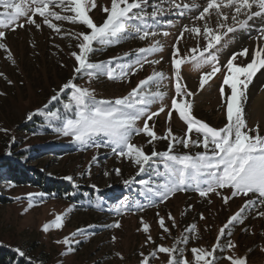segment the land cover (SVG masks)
Listing matches in <instances>:
<instances>
[{
	"label": "rangeland",
	"instance_id": "1",
	"mask_svg": "<svg viewBox=\"0 0 264 264\" xmlns=\"http://www.w3.org/2000/svg\"><path fill=\"white\" fill-rule=\"evenodd\" d=\"M176 2L190 3L191 0ZM196 2L201 5L200 9H191L181 16L175 9L167 11L168 0H148L146 11L149 13L152 11V4H160L166 10L165 15L155 22V26L151 20L147 24L132 21L133 27L118 40L104 44L94 43L96 50L90 54V62L111 60V66L115 68L118 64L133 63L136 59L135 50L149 46L153 39L162 42L163 51L148 57L150 60H160L159 64L145 63L142 68L134 74L129 73L124 79H109L106 74L89 79L87 75L74 73L76 64L71 53L79 51L76 47L79 41L75 33L90 31L80 23L73 24L50 18L60 26V33H57L43 24L42 18L37 15L34 19L41 24L39 29L35 25L27 24L23 28L14 26L15 31L11 28H0L5 31V38L0 39V42L6 44L8 50L0 49V198L4 199L0 202V244L26 250L44 264H140L141 254L147 256L158 246L171 247L175 243L179 249H183V257L195 264L191 249L203 247L211 250L216 243L219 229L229 217L244 205L246 199L257 198L258 194H249L248 197L241 195L231 197L225 203L224 197L230 196L227 188L220 190L219 196L209 194L208 197H200L197 191L188 188L161 202L158 197L146 193L139 184L140 197L136 201L130 199L133 202L131 209L117 213L116 204L126 197L128 185L124 181L131 179L134 184L145 172L153 176L149 179L159 180L157 173L164 171L163 165L158 169L160 164L153 163V166L137 175L138 166L130 159L113 153L107 137L101 135L95 138L99 147L84 146L74 142L70 135L56 131L62 126L64 119L74 118V106L65 108L71 90L59 92L69 79H74L81 87L93 90L98 101L114 100L127 95L140 80L145 79L155 69L164 72L166 79L163 81L162 90L168 95L164 100L165 111L149 121V125L159 137H164L166 131L171 129L177 138H183L187 130L186 124L176 113L170 119L167 115L171 97L175 95L171 65L172 45L176 44L181 54L196 46L197 40L189 33H185L178 44L176 41L185 25L202 27L203 21H197L195 17L206 5V0ZM95 4L96 7L90 8L89 15L99 25L107 15L103 9L111 7V0H95ZM53 10L62 15L71 14L55 6ZM224 11L230 12L229 9ZM24 20L22 17L19 23ZM167 20L174 23L169 25ZM212 26L215 27L214 24ZM135 27H140L141 30L148 28L157 32V36L142 40L134 34ZM262 27L264 23L250 22L243 31L247 30L246 38H255ZM164 32H168L169 36L165 37ZM239 33L241 32L235 35L230 46L220 53L223 63L227 62L233 52L238 53L248 47L241 43ZM199 42L201 45L205 43L202 38ZM9 51L11 60L7 58ZM210 70L211 66L194 70L190 63H185L181 66V75L183 84L195 93L188 98L193 102V115L210 126L219 128L227 122L219 94L222 74L217 73L204 89H199L201 72ZM252 84L249 86L245 104L246 122L249 128L258 125L259 133L264 135V81L257 86ZM150 89L155 91V85H151ZM53 96H57V99L52 100ZM257 99L258 104L255 102ZM159 107L160 104L156 103L150 106V110L156 112ZM36 109L42 111L32 119H27V114ZM138 126L143 127V120L138 122ZM191 138L196 140L199 137L193 133ZM150 139L144 133L134 134L132 142L142 146L148 154L153 150L163 152L168 149L170 137L149 143ZM173 147L175 153L187 152L195 155L204 151L201 145L194 144L185 148L182 143H174ZM5 158L8 159L6 164L1 163ZM153 159L159 160V157ZM11 165L23 166L31 176V181L17 183L12 177L9 178V171L2 173L5 166ZM115 169H119L120 173L117 174ZM69 176L72 180L65 179ZM45 180L62 184L63 197L44 193L42 189ZM29 193L44 195L35 197L29 207ZM69 208L71 211L66 215L61 228L50 227L48 231L43 230L45 223L51 222L57 214L64 213ZM258 211H264V206L246 211L241 222L233 223L226 230L222 237L223 247L215 252V256L219 257L216 264H230L224 258L229 255L247 257V264H264V217L258 216ZM161 218L168 228L167 232L160 226ZM117 221L119 227H108ZM144 224L149 226L147 231L144 230ZM192 225H195L194 230L190 229ZM77 229H83V235L71 237V233ZM228 232L231 233L230 236ZM149 236L151 240L148 239ZM65 237L78 241L71 244L73 250L70 252L62 242ZM182 237H187V241H182ZM229 240L235 248L229 249L226 246ZM62 252L65 254L61 255ZM168 259V254L157 251L155 256H149L148 264H167Z\"/></svg>",
	"mask_w": 264,
	"mask_h": 264
},
{
	"label": "snow or ice",
	"instance_id": "2",
	"mask_svg": "<svg viewBox=\"0 0 264 264\" xmlns=\"http://www.w3.org/2000/svg\"><path fill=\"white\" fill-rule=\"evenodd\" d=\"M168 2L167 11L175 9L181 16L191 9L201 7L196 0H191L190 3H177L176 0H168ZM54 6L71 14L62 15L53 10ZM94 7H96L95 0H20V2L0 0V9H2L0 28H11L15 31L14 26L23 28L27 24L35 25L39 29L41 24L34 19L37 15L42 18L43 24L57 33H60V26L53 23L52 19L86 26L90 31L75 33L79 41L76 45L79 51H73L71 55L75 58L74 73L87 75L89 79L105 74L109 79H124L129 73L134 74L142 68L145 63L152 65L160 63V60L148 58L151 54L163 51L164 45L156 39H153L149 46L135 50L136 59L131 64H118L113 68L111 60L90 62V54L96 50L94 43L104 44L118 40L121 35L133 27L132 21L147 24L151 20L155 26V22L163 17L166 11L161 8L160 4H152V11L149 13L146 11L148 0H111V7L103 9L107 15L103 23L99 25L89 15L90 8ZM224 9H229L230 12ZM22 17L25 20L19 23ZM257 17L264 20V0H206V5L195 17V20L203 21L202 27L185 25L180 36L176 37L177 44L185 33L192 34L197 40L196 46L183 54L176 44L172 45L171 65L175 79V95L171 97V106L167 109V115L170 119L173 113H176L179 119L186 124L187 130L183 138H177L171 129L166 131L164 137H159L149 125V121L166 109L164 100L168 93L162 90L163 81L166 79L162 71L153 69L152 73L140 80L127 95L114 100L98 101L93 90L77 85L74 79H69L59 89V92H64L65 89L71 90L69 102L65 104V108L74 106V118L64 119L62 126L56 131L66 136L70 135L74 142H79L84 146L99 147L100 145L95 143V138L101 135L107 137L113 153L130 159L138 166L137 175L146 171L152 163L162 164L164 171L157 173L159 180H139L145 192L158 197L161 202L169 199L174 193L186 191L188 188H193L200 197H208L209 194L219 196L221 195L220 190L227 188L230 190V196L224 197L225 203L231 197L241 195L248 197L249 194H258L255 199H246L244 205L229 217V220L219 229L216 243L212 245L211 250L203 247L191 249L195 264H216L219 257L215 256V252L223 247L222 237L226 230L233 223L241 222L246 211L264 206V135L259 133L258 125L255 128L248 127L245 114L249 86L257 73L264 70V43H260L254 50L244 47L238 53L233 52L226 63L220 59V53L230 46L235 35L245 30ZM166 23L171 25L174 22L167 20ZM213 24L215 27L212 26ZM134 34L142 40L157 36V32L148 28L141 30L140 27H135ZM230 34L231 38H229ZM163 35L167 37L169 33L164 32ZM3 38H5V31L0 30V39ZM201 38L205 42L203 45L199 42ZM256 39L264 42V27L260 29ZM0 49L8 51L6 44L2 42H0ZM249 55L250 60L247 59ZM7 58L12 59L10 51ZM13 63H15L14 60ZM185 63H190L194 70L211 66L210 71H203L200 74V90L204 89L217 73L222 74L223 80L219 86V94L227 120L223 127H212L193 115V102L188 98L193 97L195 93L189 91L183 84L181 75V66ZM151 85H155V91L150 89ZM51 99L55 100L57 96ZM156 103H159L160 107L156 112H152L150 106ZM41 111L42 109H36L28 113L27 119H32ZM141 120H143V127L138 126ZM253 132L255 134H251ZM140 133L151 138L149 143L170 137L168 149L163 152L153 150L150 154L146 153L142 146L132 142L133 135ZM193 133L199 138L193 140L191 138ZM174 143H182L185 148H188L190 144L201 145L204 151L197 152L195 155L187 152L175 153ZM155 157H159V160H154ZM95 159L94 156L93 161ZM115 171L117 174L120 173L119 169ZM65 179L72 180V177H65ZM131 183H133L131 179L124 181L126 186ZM27 195L30 201L29 207H31V201L44 194L29 193ZM132 206L133 202L130 198L125 197L116 204L115 211L120 213L125 209H131ZM136 206L140 207V205ZM70 211L71 208L66 209L64 213L57 214L54 220L42 226L43 230L48 231L50 227L61 228ZM256 214L264 217V211H258ZM159 223L161 228L167 232L168 228L165 227L163 218ZM112 226L119 227V222L108 225V227ZM148 227L144 224L145 231ZM190 229L194 230L195 225L190 226ZM83 231V229H77L76 232L71 233V237L77 234L83 235ZM228 235L230 236L231 233L228 232ZM148 239L151 240V236ZM181 239L184 242L187 241V237ZM62 242L69 252L73 250L71 244L78 243L70 237H65ZM226 246L229 249L235 248L231 240ZM15 251L21 257L26 256L25 252L19 248ZM157 251L168 254L167 264H191L183 257V249H179L175 243L171 247L158 246L147 256L141 254L140 264H148L149 256H155ZM64 254L61 253V255ZM117 255L120 254L117 253ZM224 258L229 260L230 264H247V257L229 255Z\"/></svg>",
	"mask_w": 264,
	"mask_h": 264
},
{
	"label": "trees",
	"instance_id": "3",
	"mask_svg": "<svg viewBox=\"0 0 264 264\" xmlns=\"http://www.w3.org/2000/svg\"><path fill=\"white\" fill-rule=\"evenodd\" d=\"M100 55H101V53H100ZM102 55H105V54L102 52ZM45 149H47V148H45ZM154 160H157V159H154ZM6 161H8V159L5 158L2 160L1 163L6 164ZM151 166H153V163L151 164ZM160 167H161V164L158 167V169H160ZM7 171L10 172L9 178L12 177V179L14 181H16L17 183H23V182L31 181V179H30L31 176L28 175V173L25 171V168L23 166H14V165L5 166L2 173H5ZM150 177H153V176L150 175L149 172H147V173L145 172L143 177L138 178L137 182H135L134 184L133 183L129 184L126 188V190H127V192L125 193L126 197L132 199L133 201H136L140 197L139 180H141V179L149 180ZM153 179H155V178H153ZM42 190L47 195H52V196H56V197L61 195L63 197L62 191H64V189L62 188V184L52 183L49 180H45V184H44V187ZM3 200L4 199L0 198V202ZM23 251L26 254L25 257L19 256V254L15 251L14 248H10V247H7L5 245L0 244V264H44L41 261V259L38 260V258L32 257L26 250H23Z\"/></svg>",
	"mask_w": 264,
	"mask_h": 264
},
{
	"label": "bare ground",
	"instance_id": "4",
	"mask_svg": "<svg viewBox=\"0 0 264 264\" xmlns=\"http://www.w3.org/2000/svg\"><path fill=\"white\" fill-rule=\"evenodd\" d=\"M251 22L255 23V24H263L264 20L257 17V18H254ZM246 33H247V30L245 32L243 31V32L239 33L238 36L240 38L241 43L246 44L250 50H254L260 43H264V42L258 41L256 39L257 37H255V38L253 37V38H249V39L246 38L247 37ZM247 59L250 60V55L247 57ZM263 81H264V70H261L253 78V81H252L253 84L252 85L257 86L258 84L262 83ZM255 102H256V104H258L259 99H257Z\"/></svg>",
	"mask_w": 264,
	"mask_h": 264
}]
</instances>
